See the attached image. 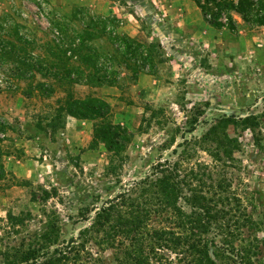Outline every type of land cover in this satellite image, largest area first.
Here are the masks:
<instances>
[{"label": "rangeland", "instance_id": "1", "mask_svg": "<svg viewBox=\"0 0 264 264\" xmlns=\"http://www.w3.org/2000/svg\"><path fill=\"white\" fill-rule=\"evenodd\" d=\"M207 18L195 0H0V264H264V25ZM65 65L78 83L38 71ZM94 74L155 87L104 88L119 152L100 119L66 128Z\"/></svg>", "mask_w": 264, "mask_h": 264}, {"label": "trees", "instance_id": "2", "mask_svg": "<svg viewBox=\"0 0 264 264\" xmlns=\"http://www.w3.org/2000/svg\"><path fill=\"white\" fill-rule=\"evenodd\" d=\"M195 2L197 6L203 11L205 16L208 15V22L217 27H230L231 29H235V24L237 23V21L234 18V14H238L245 23L251 26L264 25V0H195ZM130 41L133 42V40H125V45L130 46L132 44V42ZM134 43L137 44V42ZM85 47L88 50L91 49V46L85 45ZM96 49V46H94L93 50L96 51ZM9 51L12 52V48H10ZM58 59L61 63H64V60L61 57H59ZM83 59L89 63L87 57H83ZM145 59L149 60V57H146ZM17 60L21 63V57ZM27 65L32 70L34 69L35 65L29 62L27 63ZM51 66L53 65L51 64ZM38 71L41 72L42 75L53 77L56 80H68L75 83L79 82L76 77H72L73 69L66 65L65 69L62 72L63 74H60L58 71H48V73H43L41 67H38ZM13 76L27 77L30 76V74L18 72ZM92 79H94V82L92 81ZM82 82L88 85L103 83L114 84L116 80L112 79L110 74H94L90 78H85V80ZM53 92L54 88L50 87L48 92H46L45 94L50 95ZM64 104L66 106L64 116L66 114L83 119H100V122L104 123L103 125H100V129L97 130L99 132V135H94V137L95 140L99 139L103 141L106 145L107 150L111 152H119L125 148L129 139V133L127 132V130L120 124H115L108 121L102 122L106 120L107 116L111 113V105L106 100L94 95H87L84 98L73 97V94L69 92L68 98L65 99ZM63 107L64 106H61L59 108L62 109ZM59 117V114H57V116L52 119L51 125L53 127L56 125V120L59 119ZM63 118L65 119V117ZM86 218L87 217H85V219ZM73 240V238L70 239L71 242ZM51 258L52 256H50L48 262H50Z\"/></svg>", "mask_w": 264, "mask_h": 264}, {"label": "crops", "instance_id": "3", "mask_svg": "<svg viewBox=\"0 0 264 264\" xmlns=\"http://www.w3.org/2000/svg\"><path fill=\"white\" fill-rule=\"evenodd\" d=\"M209 22H206V21H203V22H199L198 23V25H199V28L201 29V28H204L205 29V26H207V24H208ZM210 24V23H209ZM200 33H202L201 31L199 32V35H200ZM197 34H198V32H197ZM197 34H196V36H197ZM186 44V43H185ZM182 46H184V47H186V48H189L188 50H190L191 48H190V46H189V44L187 45H182ZM149 76H151V75H149ZM148 74L146 75V74H140L139 76H138V78L135 80V79H133V78H129V76H127V78H123L122 79V82L125 84V83H132V85L134 86V87H136L137 88V90H138V93H140L139 95L140 96H143V95H147L146 93H147V91L150 89V90H152V89H154L155 87H152V85H149V83H147V81H148ZM128 78L130 79V80H128ZM122 82H115L114 84H109V83H103L102 84V86H98V87H95V90L97 91V93H95V95L94 96H97V97H100V98H104V96L102 95L103 94V92L105 93L106 92V90L104 89V88H106L107 89V92L108 93H110V94H117V91H121V87L123 86V83ZM116 83H118L117 85H116ZM103 96V97H102ZM84 98V97H83ZM111 99V98H110ZM116 99L114 98L113 100H107V102L108 103H110V105L111 106H113L114 104H115V101ZM67 117L69 118L68 120H72L71 122L70 121H68L67 120V126H66V128H69V124H73L74 125V123L73 122H75V126H76V128L77 127H81V125L82 124H88V120H86V119H83V118H77V117H75V116H72V115H67ZM72 127V126H71ZM70 127V128H71ZM83 132V131H82ZM2 136H3V139H2V141L1 142H9L10 144H17V142H18V140H20L21 141V136L18 138V139H15L16 140V143H14L15 141H13L12 139H9V137H7V132H3L2 133ZM8 146V145H7ZM20 146V145H19ZM3 155H4V157H7V155L8 154H6V152L3 150ZM9 158H11V157H14V155H11L10 154V156H8Z\"/></svg>", "mask_w": 264, "mask_h": 264}]
</instances>
